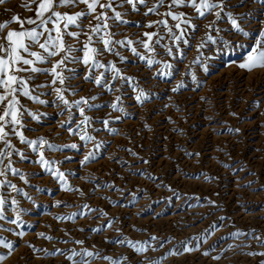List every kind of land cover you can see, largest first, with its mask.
Instances as JSON below:
<instances>
[{"label": "rangeland", "instance_id": "374dc122", "mask_svg": "<svg viewBox=\"0 0 264 264\" xmlns=\"http://www.w3.org/2000/svg\"><path fill=\"white\" fill-rule=\"evenodd\" d=\"M153 2L149 0V6ZM167 2L159 12L167 10ZM29 3L30 0H7L0 5V23L13 15L25 21L34 18L36 4L32 3L29 10L24 7ZM81 8L84 5L57 10L75 12ZM143 10L130 12L125 19L131 23L113 28L118 33L116 39L127 35L135 40L145 31L157 30L159 26L147 28L146 25L163 17L153 14L144 17ZM175 10L185 12L197 25V31L186 36L189 44H180L183 58L174 59L159 47L156 59L162 63L151 68L127 49H120L128 57L124 63L110 54L102 58L104 62L114 61L126 75L135 77L149 99L143 104L137 102L136 92L125 85L120 105L124 111L120 112L108 107L119 92L101 94L93 103L104 107L86 113L94 121L87 131L95 138L86 146L78 135L66 130L75 129L76 122L82 119L78 111L74 108L73 122L61 127L68 114L66 111L61 114L64 106H57L59 102L50 89L38 90L45 93L40 98L49 101L47 104L19 96L21 111L26 108L40 117L39 121L27 113L22 117L26 125L23 133L28 139L44 137L59 146L73 143L80 146L60 150L44 146L40 151L47 160L57 162L53 168L65 173L68 186L80 189L84 195L65 190L62 182L32 162L39 158L38 153L10 136L15 147L29 159L21 161L14 154L12 166L20 169V173L13 175L8 171L6 176H0V181L7 179L21 189L18 193L7 185L0 187V195L7 200L3 210L5 219L0 220V241L14 245L9 250L0 244V256L5 257L0 264H79L81 260L86 264H110L103 259L105 256L119 259L121 264H264V256L247 254L264 252V246L252 238L253 234L264 238V68L247 71L238 66L256 41L262 39L264 0H226L219 20L214 14L200 18L191 7ZM228 11L238 18L248 36L231 27L225 15ZM168 20L170 25L176 23L170 17ZM214 20L213 27L207 28ZM33 26L24 24V28ZM9 28L19 30L20 25L14 22ZM174 31L179 34V30ZM65 39L74 43L70 38ZM223 41L230 42L231 46L225 47ZM164 42L171 43L167 39ZM202 42L204 47L198 51ZM197 57L200 62L194 63ZM164 62L171 63L172 69H165ZM205 64L209 67L207 74L203 71ZM69 67H76L81 73L85 71L82 65ZM165 72L171 74L163 75ZM50 79L40 75L32 84ZM180 83L185 87L173 92ZM72 84L79 85L81 90L76 96L66 94L70 101L101 91L82 78L73 80ZM116 84L119 87L120 82ZM117 116L119 120L115 119ZM102 119H109L108 128L116 132H109ZM95 143L102 144L98 159L81 166L83 156L90 150L96 151ZM0 148H4L2 143ZM7 162L6 159L4 163ZM20 174L29 181L27 184L20 179ZM205 176L211 179L206 180ZM105 184L114 187H104ZM13 198L17 204L11 202ZM57 201L63 203L57 205ZM85 204L91 209H102L107 216L83 209L87 215L68 218L72 213H80ZM17 213L20 220L13 224L11 221ZM113 218L111 228L92 231ZM235 232L243 235L233 237L231 234ZM47 236L53 239L48 240ZM153 236L157 240H152ZM121 237L139 241L147 250L137 253L127 243H117ZM179 241H191L187 247L195 250L183 251ZM174 247L182 254L167 255ZM34 248L49 252L60 249L63 254L45 255L44 251H34ZM85 250L99 255L87 256ZM73 251L78 255L67 259ZM216 256L220 259H213Z\"/></svg>", "mask_w": 264, "mask_h": 264}, {"label": "snow or ice", "instance_id": "6c2138e0", "mask_svg": "<svg viewBox=\"0 0 264 264\" xmlns=\"http://www.w3.org/2000/svg\"><path fill=\"white\" fill-rule=\"evenodd\" d=\"M7 0H0V5H3ZM36 4L35 16L27 18V20H21L18 15H13L10 19L0 23V143L4 145V148H0V176H6L7 172L10 171L13 175L20 173V169L13 167V161L11 157L15 154L19 156L21 161L28 160L29 157L25 152L17 149L12 141L9 139L10 136H15L19 139L21 144H26L35 153H38L39 158L33 163L39 164L41 168L49 173L54 179L62 182L61 186L65 190L79 191L81 195L84 193L80 189H72L68 186L65 180V173L60 171L58 168L54 169L53 165L56 161L47 160L44 156L43 151H40L44 146L49 150H60L61 147L79 149L76 143L70 145L59 146L49 142L44 137L37 139H28L23 129L26 125L22 121V117L25 113L31 116L34 120L39 121L40 117L28 109L21 111L22 105H20L19 96L27 97L35 103L47 104L49 101L41 99L40 89H50L51 93L55 94V100L59 102L57 106L62 104L64 107L63 112H67L68 119L62 121L60 126L64 127L65 124H71L73 122V109L75 108L79 116L76 122L75 129L68 128L67 131L72 135H78L81 141L87 142L94 141V136L90 135L87 129L94 123L93 118L86 113L92 110H99L104 105L93 103L98 97L104 92L116 93L114 102L108 104V107L114 111L123 112L124 109L120 106L122 104V97L124 95L125 85L132 88L133 92H136L135 99L137 102L143 104L144 101L149 99V95L146 91L139 86L136 78L128 76L124 73V70L117 67L114 61L104 62L102 59L105 55H113L119 58L121 63L127 61L128 57L124 56L120 49H127L131 51L133 56L139 58L140 61L144 62L149 68L153 65L161 64L162 61L156 59L157 47L162 48L164 54L173 56V58H183L184 53L180 48L181 42L184 45L189 44V39L186 36H192L197 31V25L193 23L192 18L183 11H176L175 9L181 7H191L195 10V13L200 18H206L209 14H214L216 20L221 19V13L225 11L226 0H168L167 10L163 13L159 12V9L165 6V0H154L149 6V0H30L29 4L24 7L31 10V4ZM80 5H84L79 11L75 12H61L57 9L60 8H77ZM127 6V7H126ZM144 17L150 14L162 16V19L149 21L146 25L147 28L157 27L156 31L143 32L142 36L133 40L130 36H124L122 39H116L117 32L113 31V28L119 27L120 25H127L131 21L125 19V17L131 13H141ZM231 27L240 34L248 36L249 33L241 27V24L237 17L233 16L231 11L225 13ZM176 23L170 25L168 18ZM87 21V24H85ZM19 23L20 29H11L9 25L11 23ZM34 25L31 28H24V24ZM215 24V20L210 24L206 25L207 28H212ZM51 25V27H49ZM183 25V27H182ZM8 29L5 33L4 30ZM74 29V30H72ZM163 29L164 31H161ZM179 30V34L176 31ZM261 40L256 41L253 46L246 54L243 62H240L238 66L247 71H252L255 68H264V31L261 32ZM70 38L74 43L66 41L65 38ZM81 37L85 39L81 40ZM147 39H144V38ZM155 37V39H153ZM171 43H165V40ZM212 40V37H208ZM216 43L215 40L212 41ZM225 47H230V42L223 41ZM204 47V42L198 45L197 50ZM243 47V45H239ZM38 48L39 50H33ZM142 48L144 51L141 52L139 49ZM175 49V51H174ZM222 51V50H218ZM152 54V55H150ZM53 61V58H57ZM199 57L194 63H199ZM82 65L85 71L79 72L76 67H69V65ZM42 65H51L50 67ZM163 67L165 69H172V64L164 62ZM103 69V71H101ZM203 71L207 74L209 67L207 64L204 65ZM27 75H22V74ZM163 75H170V72L162 73ZM40 75L51 77L50 81L45 80L40 84H32ZM82 78L83 82L91 83L94 87L99 88L101 91L96 95L81 96L79 99L70 101L67 99L66 94L71 96L78 95L81 90L79 85H73V80H79ZM192 79L195 81L196 77L193 75ZM119 81V87L116 82ZM57 84L59 86H57ZM183 83L178 84L172 89L173 92L179 91L184 88ZM34 93H36L34 95ZM19 94V95H18ZM234 115V114H233ZM119 120L120 117H115ZM101 123L108 129L109 132L115 133L116 130L108 128L109 119H102ZM19 129V130H18ZM93 131H99L93 129ZM229 132L236 131L239 129H228ZM101 143H95L94 148L96 151H88L80 160V165L84 166L87 163L94 162L98 159V152L101 148ZM10 149V151L8 150ZM187 155H199L198 153H187ZM7 159V164L4 161ZM70 159V158H68ZM147 163V161H145ZM203 175V174H202ZM199 178V177H193ZM206 180L211 178L205 176ZM20 179L27 184L29 181L23 174H20ZM82 179H86L83 178ZM9 186L16 190L18 193L21 189L7 179L0 181V187ZM104 187H114L113 185L105 184ZM24 196L31 199L27 192L23 193ZM13 204H17L18 201L13 198L11 201ZM7 203L5 196L0 195V220L5 219L3 215L4 207ZM63 203L57 201V205ZM118 203V202H113ZM209 203H214L209 201ZM83 209H88V212H99L101 216H107L102 209H91L87 204L82 206L80 213H72L69 219L74 218L76 215H87ZM57 219H63V217H57ZM223 219V217L221 218ZM20 220V215L17 213L16 218L11 223L16 224ZM114 222L113 219H109L106 224H102L96 228H93V232H101L104 228H111ZM83 231V229H80ZM120 230L117 229V232ZM22 236L23 233H17ZM40 236H44V233H40ZM233 237L243 235V233L235 232L231 234ZM255 239L261 246H264V238L253 234ZM46 239H53L51 236H47ZM193 239H198L194 237ZM152 240H157V237L153 236ZM117 243H127L134 249L135 252H145L147 249L143 243L137 241L133 242L121 237ZM171 242V241H169ZM191 241H179L178 246L183 251H191L187 245ZM78 244H82L83 241H76ZM0 244L9 250L14 245L12 243H4L0 241ZM138 245V246H137ZM161 246H163L161 244ZM30 247H32L30 245ZM231 247V245L229 246ZM34 251H44L45 255H56L63 254V250L57 249L55 252H49L47 249H35ZM10 254V253H9ZM87 256H98L99 253H93L86 251ZM182 252H178L177 248L171 249L167 255H179ZM250 256L262 255L264 252L247 253ZM78 255L73 251L71 256H67V259L72 260L73 256ZM204 255H208L205 251ZM5 257L0 256V260ZM103 259L110 261V264H121L119 259L114 260L110 256H105ZM123 259H127L124 257ZM213 259H220L219 256L213 257ZM79 264H86L85 261L81 260ZM157 264V262H152Z\"/></svg>", "mask_w": 264, "mask_h": 264}]
</instances>
